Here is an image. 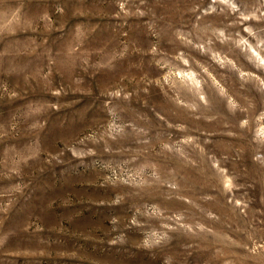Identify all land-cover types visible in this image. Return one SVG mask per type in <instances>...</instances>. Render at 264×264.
Listing matches in <instances>:
<instances>
[{"label":"rangeland","instance_id":"obj_1","mask_svg":"<svg viewBox=\"0 0 264 264\" xmlns=\"http://www.w3.org/2000/svg\"><path fill=\"white\" fill-rule=\"evenodd\" d=\"M0 264H264V0H0Z\"/></svg>","mask_w":264,"mask_h":264}]
</instances>
